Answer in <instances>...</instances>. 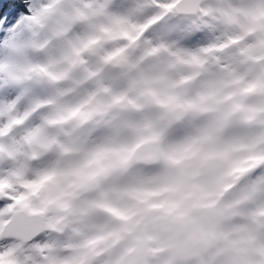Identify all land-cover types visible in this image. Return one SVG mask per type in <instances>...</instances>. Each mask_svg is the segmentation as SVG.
Listing matches in <instances>:
<instances>
[{
  "label": "snow or ice",
  "instance_id": "1",
  "mask_svg": "<svg viewBox=\"0 0 264 264\" xmlns=\"http://www.w3.org/2000/svg\"><path fill=\"white\" fill-rule=\"evenodd\" d=\"M0 264H264V0H0Z\"/></svg>",
  "mask_w": 264,
  "mask_h": 264
}]
</instances>
